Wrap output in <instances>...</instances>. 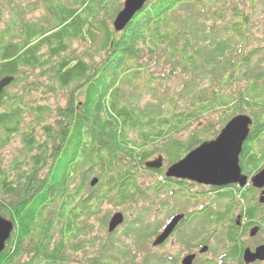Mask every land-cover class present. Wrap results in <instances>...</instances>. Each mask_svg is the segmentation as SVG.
Masks as SVG:
<instances>
[{
	"label": "trees",
	"instance_id": "obj_1",
	"mask_svg": "<svg viewBox=\"0 0 264 264\" xmlns=\"http://www.w3.org/2000/svg\"><path fill=\"white\" fill-rule=\"evenodd\" d=\"M108 1H112L111 8ZM221 2L225 4L226 0ZM146 4L120 33L115 30L114 22L123 9L122 0H0V81L14 78L0 93V214L13 220L19 229L0 254V264H16L24 252L32 249L35 255L29 264H41L47 252L54 257L51 263L47 262L65 264L62 258L65 243L79 238L88 229V224H80L81 219L88 221L105 203L122 207L171 193L177 180L166 178L170 164L174 160L178 162L203 142L215 139L220 128L244 112H249L254 125L241 165L251 175L263 168L264 69L256 63L258 59L264 60V46L250 48L254 42L251 16L232 6L237 8L238 18L228 20L227 10L219 6L213 9L216 0H148ZM39 6H43L45 14L36 20L31 15ZM102 13L105 14L100 19ZM223 28L230 33L223 35ZM74 40L100 43L107 58L93 64L82 55L68 54L70 42ZM119 51L123 54L117 60ZM145 52L156 60L164 57L173 75H185L186 87L181 94L156 96L158 102L145 107L125 103V85L120 87L125 66L134 71V81L127 84L151 90L157 84H166V77H155L150 66L142 62ZM45 68L44 77L50 82L45 89L49 93L58 89L55 83L63 90L75 85L65 108L34 106L27 100L32 86L35 91L44 87H39L40 83L29 84L25 73ZM145 74H149V78L141 82ZM207 77L214 83L211 89L202 86L203 78ZM238 79L248 82L242 90L233 83ZM24 82L21 95L10 91ZM228 88L234 89V94L238 91L237 95H226L224 91ZM114 93L118 100L110 103ZM182 97L192 102L190 107L180 105ZM217 110L221 113L219 122L192 129L184 138L175 135L181 129L189 130L190 125L199 122L205 114ZM28 114L37 117L38 127L57 114L54 126L43 127L45 140L38 139L36 126L25 127ZM130 131L139 133V140L129 138ZM15 135L21 137L24 150L37 149L38 154L34 156L23 150V154L30 157L31 170H23V160L27 158L23 156L22 160H13L12 171L18 172L11 177L2 168L1 150ZM158 141L163 142L161 147L156 145ZM182 147L185 152L180 154ZM158 154L165 158L167 168L164 162L161 169L147 168L146 163ZM43 165L47 168L44 178L39 173ZM141 172L159 176L158 181L141 187ZM89 173L98 176L94 177L99 179L95 187L91 186ZM242 191L238 188L235 192V204L240 205L244 197L251 199L254 204L246 209L245 217L262 221L264 225V206L257 203L255 191L251 189L245 196ZM221 201L222 208L216 214L205 212L196 218L206 225L200 227L203 231L210 224L208 219L213 222L216 216L217 225L226 219L222 209L227 202ZM53 207H59V212L50 216ZM57 219L68 220L65 234L71 239L60 241L51 251L50 244L42 245L43 233L51 235ZM193 221V216L185 219L184 236L180 240L199 236H195L199 230L196 226L191 236L187 234L186 228ZM224 225L221 235L225 252L207 264L234 261L244 264L241 258L247 245L243 240L247 232L241 233L240 227L234 224L224 233ZM132 233L139 235L140 231L134 229ZM29 239L33 245L25 251V242ZM107 251L108 246H102L100 255L89 264H115L105 256ZM156 260L158 262L152 264H172L165 258ZM174 264H178L177 259Z\"/></svg>",
	"mask_w": 264,
	"mask_h": 264
},
{
	"label": "rangeland",
	"instance_id": "obj_2",
	"mask_svg": "<svg viewBox=\"0 0 264 264\" xmlns=\"http://www.w3.org/2000/svg\"><path fill=\"white\" fill-rule=\"evenodd\" d=\"M33 2L35 0H29ZM150 1V0H149ZM154 1V0H152ZM158 1V0H157ZM123 4L125 0H122ZM108 3L110 4L109 8L112 7V1ZM147 5V4H146ZM219 6L222 9L227 10V19L228 20H236L237 17V8L239 7L242 12L249 14L251 16V34L253 35L254 42L250 45V48L258 46H264V0H226V3H222L221 0H216V8ZM223 6V7H222ZM229 8H224V7ZM232 7V9H231ZM45 11L43 6H39L37 10L33 12L31 16H34L36 20H40L44 17ZM105 13H102L100 19L103 17ZM47 20L45 18L42 23ZM219 24V23H217ZM224 24V23H223ZM123 32V31H122ZM120 32V33H122ZM230 32L226 31L225 28L222 29V34L226 35ZM99 40V39H98ZM46 50V49H45ZM44 50V51H45ZM68 54L71 55H82L89 63L100 64L106 58L107 54L101 49V44H95L92 42H85L83 40H74L70 42V51ZM123 52H118V58L120 59ZM142 62L147 64V67L150 66V71L154 72L155 77L164 76L167 78L165 85H156L154 90L151 89H141L136 84H127L134 81V71L132 69L124 67V70L120 76V87H123V97L125 103H132L134 105H138L140 107H145L149 103L158 102L156 101V96L164 97L166 93L170 96H178L182 93L185 86V75L184 77L181 74L173 75L172 68L167 64V61L164 57L160 60H156L149 52H145L142 55ZM256 65L264 69V60H257ZM47 72V68L44 70L36 69L34 71L27 70L25 76L29 84L31 83H40L42 87L38 89V91L33 90L30 91L27 96V100L33 104L34 106H44L48 105L53 107V109L65 108L70 101L71 91L75 89V85L71 86V88L63 90L59 88L58 84H54L56 89L54 92L49 93L45 86H50L49 79L45 76L44 73ZM201 76V75H200ZM149 78V74H145L141 82H144ZM203 87L205 89H211L214 87V83L211 81L210 77L203 78ZM235 86L242 90L247 86V81L245 79H238L237 81L233 80ZM232 83V84H233ZM25 86V82L19 87H12L10 91L12 93L18 92V95L22 94V90ZM232 87V85L230 86ZM234 89L228 88L225 89L224 93L230 96H236L237 92L233 93ZM110 103L117 102V94L114 93L112 97H110ZM191 101L188 98L182 97L180 99V105L185 108L187 106H191ZM247 111V110H246ZM242 114L248 115L249 112H244ZM57 114H55L56 116ZM55 116L53 118H48L46 123L38 127L37 117L32 114H28L27 116V124L34 125L37 127V136L38 139L43 141L45 140V132L43 131V127L45 125L54 126L55 125ZM237 116V115H236ZM235 117V116H234ZM221 120V113L219 110L205 114L199 122L190 125L189 130L181 129L175 135L178 138H184L188 135L189 131L197 128H204L206 125L215 124ZM231 120V119H230ZM229 120V121H230ZM222 128L219 130L221 131ZM139 133L131 132L129 138H134L135 140H139ZM184 140V139H183ZM157 141V140H156ZM132 144H136L133 140H131ZM163 142L158 141L156 145L162 146ZM152 147V146H151ZM149 147V148H151ZM24 146L21 140V137L15 135L11 138L9 143L4 146L1 150L2 154V168L7 171V173L12 177L15 172L12 171L14 169V161L13 160H22L23 156L26 158L27 156L23 154ZM26 153H31L34 156L38 154V150L35 149L30 151L29 149L24 150ZM180 154L185 152L184 147L180 149ZM175 153V151H174ZM172 153V154H174ZM171 154V155H172ZM188 154V153H187ZM185 154V156L187 155ZM156 155L153 159L148 162L157 160L162 158L163 156ZM174 156H178V154H174ZM183 156V155H182ZM183 156V157H185ZM182 157V158H183ZM181 158V159H182ZM180 159V160H181ZM23 164V170H31V160L30 157H27ZM176 163V161H173ZM164 166H166V160L164 158ZM46 165H43L39 170L40 176L45 177L47 174ZM261 167H264V160L261 164ZM87 169V167L85 168ZM84 169V170H85ZM139 182L141 187H149L151 184H154L158 181V177L156 175L148 174L141 172L140 173ZM90 180L92 181L94 177H98L95 173H89ZM79 182V179H77ZM76 181V183H77ZM90 186L87 187L89 189ZM169 187V185L167 186ZM172 192L166 195L161 196H151L148 201L139 200L138 203H133L130 205L119 207L115 204L105 203L100 212L97 215H92L88 218V221L85 219H81L79 222L82 225L88 224V229L84 234H82L79 238H74L72 242L65 243L66 248L63 252V257L65 259V264H89L90 260L94 257H98L100 255V251L102 246H108V251L105 253V256L109 260H113L115 264H152V262L157 263V258H165L166 260L171 262L170 258L177 259L178 264L181 263V260L192 251V248H189V243H185V240H189L191 244H194L197 240L196 237L193 239H189L185 237V239H181L184 236V228H177L174 232V235L168 239L163 245L158 247H153L152 244L157 237V235L163 230L164 226L169 222V220L178 213H185L186 211H192L191 215H204L205 210L200 208V204L202 203V188L201 187H189L184 183L176 184L175 187H171ZM251 190V189H249ZM247 190V192H251ZM88 191V190H87ZM208 194L211 195V198H206V200L211 199V203H219L221 200L229 201L234 204L236 201V194L234 190H229L228 193H218L216 191H209ZM224 196V197H223ZM178 199H177V198ZM251 206L248 203L245 209H248ZM188 208V209H186ZM97 209V208H95ZM95 211V210H94ZM50 216L56 215L59 212V207H53L50 211ZM122 213L125 219L126 224H122L121 227L118 228L115 236L109 238L108 233V221L109 219L116 213ZM226 215V219L228 218L227 213H223ZM46 215V214H45ZM264 216V215H263ZM45 216H43L44 219ZM9 218V217H8ZM49 219V218H48ZM225 219V220H226ZM52 220V219H50ZM108 220V221H107ZM224 220V221H225ZM54 221V220H52ZM68 220L66 219H57L55 221V227L51 232V235L43 233V243L42 245L50 244V250L53 251L57 248L60 241H66L71 239L68 234H65L66 226L68 225ZM107 221V222H106ZM209 223H211L212 219H208ZM224 221L218 223V225L214 224L212 226H207L203 231L200 227L206 226L204 223L195 222L188 226L187 234H191L192 230H194V226H196L199 230L196 232L195 236L201 235L199 240L208 239L214 231H218L216 235L211 236V241L209 243L210 250L207 254L199 255L201 260L205 259H214L217 256L219 257L225 252V245L223 243L221 230ZM53 223V222H51ZM138 229L140 231L139 235H134L132 230ZM262 229H264L262 227ZM250 228L247 230V234L244 236L243 240L248 244ZM19 229H16V233H18ZM203 231V232H201ZM224 233L226 229H223ZM202 233V234H201ZM263 234V235H262ZM257 237V241H261L264 239V232ZM191 236V235H190ZM76 237V236H75ZM199 237V236H198ZM39 238V237H38ZM100 239H103V243H100ZM112 240V241H111ZM184 240V241H183ZM206 241V240H205ZM33 241L31 239L25 242L26 251L28 248H32ZM41 245L40 251L44 250ZM199 253V252H197ZM35 255L34 250L31 252H24L23 256L16 262V264H29L32 262L31 257ZM52 254L47 252V257L41 264H46L47 261L51 263V259L53 260ZM154 259V260H153ZM47 260V261H46ZM47 262V263H49ZM49 263V264H50ZM201 264V263H199ZM230 264H236L235 262H231Z\"/></svg>",
	"mask_w": 264,
	"mask_h": 264
},
{
	"label": "water",
	"instance_id": "obj_3",
	"mask_svg": "<svg viewBox=\"0 0 264 264\" xmlns=\"http://www.w3.org/2000/svg\"><path fill=\"white\" fill-rule=\"evenodd\" d=\"M148 0H126L123 9L117 15L114 27L117 32L123 31L133 17L140 12ZM13 77H6L0 81V93L8 87ZM254 120L251 116L240 114L233 117L221 130L219 135L211 140L203 142L199 147L190 151L185 157L176 163H172L166 171V178L190 180L199 184L225 187L229 185L240 184L244 188L250 181L252 187L256 189L264 188V168L252 177L243 173L240 163V157L243 153V147L247 141L251 126ZM163 158L147 162L146 167L149 169H161L163 167ZM99 182L98 178L92 180V187ZM264 197V192H263ZM264 204V198L261 200ZM185 215L175 216L171 222L165 226L163 232L156 237L153 247L163 245L174 233L176 228L184 220ZM240 217L238 218V220ZM122 213H116L110 220L109 231H115L124 223ZM239 223V222H238ZM15 230V224L0 214V253H2L8 240ZM254 230L252 235H255ZM209 247L205 246L200 253H207ZM196 254L187 255L181 264H194ZM264 261V246L259 247L255 252L246 249L244 252V262L246 264L255 261Z\"/></svg>",
	"mask_w": 264,
	"mask_h": 264
},
{
	"label": "flooded vegetation",
	"instance_id": "obj_4",
	"mask_svg": "<svg viewBox=\"0 0 264 264\" xmlns=\"http://www.w3.org/2000/svg\"><path fill=\"white\" fill-rule=\"evenodd\" d=\"M243 173L248 175L249 177H251V175H249L245 170H243ZM176 180H177V184H179V185H180V183H184V184L188 185L189 187H201L202 188V193H201L202 194V203L200 204V208L202 210H205V212L214 213V214H216L222 208V201H220L219 203H211V199L210 200H206L207 197L211 198V195L208 194L209 191H216L218 193H224L225 194V193H228L229 190H234L235 192H237L238 188H241L240 184L229 185V186H226V187H215V186H207V185L198 184V183H195V182L190 181V180H181V179H176ZM250 188L255 191V197L257 199V203L264 206V204L261 203V200L264 198L263 197L264 188L263 189H256V188L252 187V184L249 181L248 184L244 188H241V190H243L241 194L243 196H245V194L247 193V190H249ZM242 200L243 201H242V203L240 205L235 204L236 202L233 205L229 201H226L227 203H225V208L222 209V210H224V212L228 214V218L224 221L225 225H224L223 229L230 230L229 226H232L234 224L236 226L240 227V232L241 233L245 232V231L247 232V230L249 228L251 229L250 230V235H249V242L244 247L242 258H241L242 262L244 264H246L244 262V252H245V250L246 249H251L253 252H255L259 247L264 246V239H262L261 241H257V237L264 232V229H262V227L264 228V225H262V223H263L262 221L256 220L254 218L247 219V217H245V211H246L245 207H246V205L248 203L253 205L254 202L251 201V199L247 200L246 197H244V199H242ZM186 209H188V208H186ZM191 213H192V211H186L184 213V215L186 216V218L187 217L190 218V217L193 216L194 217L193 224L195 222H198V224H199L200 222L196 218L201 217V215L195 216V214L191 215ZM239 217H240V219L238 220ZM214 218H213V222H211L209 224V226H212V224L217 223V220H215ZM184 221H183V223H184ZM191 224L192 223L188 224V226H190ZM179 227L181 228V225ZM220 230H221V228H220ZM254 230H257V232L255 233V235H252ZM216 233H217V230L214 231L212 233V235L215 236ZM200 236L201 235H199V237H197L195 239L197 241L194 244H191V242L189 240L185 241V243H189L188 247L192 248V251L190 253H188L187 255H190V254H196L197 255V257H196V259L194 261V264H199V263L207 264V263H210L212 260L211 259L201 260L199 255L202 254V253H200V251H201V249L203 247L208 246L210 248L209 243L211 241V236L208 239H205L207 242L205 240H199ZM16 244H17V238H16V242L12 246L13 247V252L16 249ZM197 252H199V253H197ZM207 253H203V254H207ZM170 259H171L172 264H174L175 259H173V258H170ZM182 260H181V263H182ZM234 262L236 264H239L236 261H234ZM250 264H264V261L257 260L254 263H250Z\"/></svg>",
	"mask_w": 264,
	"mask_h": 264
},
{
	"label": "bare ground",
	"instance_id": "obj_5",
	"mask_svg": "<svg viewBox=\"0 0 264 264\" xmlns=\"http://www.w3.org/2000/svg\"><path fill=\"white\" fill-rule=\"evenodd\" d=\"M104 69V68H103Z\"/></svg>",
	"mask_w": 264,
	"mask_h": 264
}]
</instances>
